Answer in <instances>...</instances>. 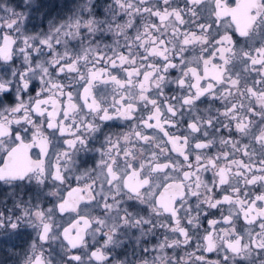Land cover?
<instances>
[{
	"label": "snow or ice",
	"instance_id": "snow-or-ice-1",
	"mask_svg": "<svg viewBox=\"0 0 264 264\" xmlns=\"http://www.w3.org/2000/svg\"><path fill=\"white\" fill-rule=\"evenodd\" d=\"M46 7L0 2L8 256L264 264V0Z\"/></svg>",
	"mask_w": 264,
	"mask_h": 264
},
{
	"label": "flooded vegetation",
	"instance_id": "flooded-vegetation-1",
	"mask_svg": "<svg viewBox=\"0 0 264 264\" xmlns=\"http://www.w3.org/2000/svg\"><path fill=\"white\" fill-rule=\"evenodd\" d=\"M3 2V0H0ZM9 3H18L19 0H8ZM73 0H45L46 9L51 10V17L56 18L59 15L65 14L67 9L71 7ZM39 14H36V19H33L31 24L39 23ZM29 24V27H31ZM24 244L23 239H14L9 242H0V261H6V264H15V258L9 257L8 252L9 250H14L19 252L21 246ZM12 245H16L15 249H12Z\"/></svg>",
	"mask_w": 264,
	"mask_h": 264
}]
</instances>
